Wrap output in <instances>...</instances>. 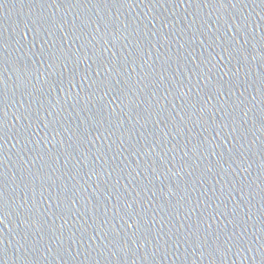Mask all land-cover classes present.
<instances>
[{
	"label": "water",
	"instance_id": "95a60500",
	"mask_svg": "<svg viewBox=\"0 0 264 264\" xmlns=\"http://www.w3.org/2000/svg\"><path fill=\"white\" fill-rule=\"evenodd\" d=\"M0 264H264V0H0Z\"/></svg>",
	"mask_w": 264,
	"mask_h": 264
}]
</instances>
